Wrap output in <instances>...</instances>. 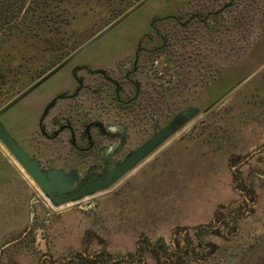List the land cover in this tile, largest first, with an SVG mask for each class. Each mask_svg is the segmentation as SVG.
Segmentation results:
<instances>
[{"label":"rangeland","instance_id":"374dc122","mask_svg":"<svg viewBox=\"0 0 264 264\" xmlns=\"http://www.w3.org/2000/svg\"><path fill=\"white\" fill-rule=\"evenodd\" d=\"M106 8L77 16V48L42 78L64 66L0 121L43 170L75 171L74 189L176 130L109 189L59 206L0 140V264H264V0ZM93 122L122 137L94 127L83 159L53 138Z\"/></svg>","mask_w":264,"mask_h":264},{"label":"trees","instance_id":"16d2710c","mask_svg":"<svg viewBox=\"0 0 264 264\" xmlns=\"http://www.w3.org/2000/svg\"><path fill=\"white\" fill-rule=\"evenodd\" d=\"M139 1L0 0V102L9 92H19L31 72L42 78L77 48L70 26L87 6L104 5L114 20ZM28 55L31 60L42 56L40 63L30 67Z\"/></svg>","mask_w":264,"mask_h":264},{"label":"water","instance_id":"95a60500","mask_svg":"<svg viewBox=\"0 0 264 264\" xmlns=\"http://www.w3.org/2000/svg\"><path fill=\"white\" fill-rule=\"evenodd\" d=\"M94 42L95 40H93L88 46H90ZM62 66L43 77L41 80L24 91L21 95H19L16 99L6 105L3 109H1L0 118L25 98H27L35 90H37L47 80H49L54 74L58 72V70L62 68ZM65 98L67 97L58 96L56 99H54V101L50 103V105L45 109L44 114L42 115L41 125L43 124V121L48 115L51 108L55 106L56 101ZM178 120H186V118L184 119L181 115L178 117ZM175 130L176 126L174 125L162 130L161 132L154 135L141 147H139L124 162L117 165L112 170H108V167L106 166V169L101 176L96 175L91 181L85 180L75 189L74 183L75 181L79 180L75 171H72L69 175H67L63 170L59 169H50L47 171L43 170L40 162L37 159L32 158L24 150V148L17 142V140L13 138L7 131L1 121L0 140L10 151L13 157L24 168L28 175L33 179V181L38 185L44 195L52 202V204H54L55 206H59L81 200L97 192L109 189L114 183H116L125 174H127L135 166H137L142 160L149 156L155 149H157V147H159L166 139H168L172 132H174ZM121 148L122 146L120 147V149Z\"/></svg>","mask_w":264,"mask_h":264},{"label":"flooded vegetation","instance_id":"af4514ba","mask_svg":"<svg viewBox=\"0 0 264 264\" xmlns=\"http://www.w3.org/2000/svg\"><path fill=\"white\" fill-rule=\"evenodd\" d=\"M80 69V68H79ZM79 83V89H84V85L81 81V79H77ZM94 127H99L100 130L102 131L103 138L104 139H117L119 137H122V135L116 134L115 136H111L110 133H108L105 129V127L98 123V122H93L87 125L83 131L78 132L76 127L71 125V124H64L61 125L60 127L57 128L56 133H54L53 138H58L61 134L63 133H68L71 138V144L73 149L75 150L76 154L78 155V158L83 159L86 155H92L95 153L96 150H98V147L101 145V143H98V140L96 138V134L93 133V128ZM101 138V137H100ZM100 156V155H99ZM109 157L104 158V161H107ZM105 168L106 165H103Z\"/></svg>","mask_w":264,"mask_h":264},{"label":"crops","instance_id":"0c3cea01","mask_svg":"<svg viewBox=\"0 0 264 264\" xmlns=\"http://www.w3.org/2000/svg\"><path fill=\"white\" fill-rule=\"evenodd\" d=\"M38 89H39V88H38ZM38 89H37V90H38ZM37 90H35V91H37ZM35 91H34V92H35ZM34 92H33V93H34ZM33 93H32V94H33ZM32 94H30L27 98H29ZM16 98H17V97H16ZM16 98H15V99H16ZM27 98H25L24 100H26ZM24 100H23V101H24ZM23 101H21L20 103H22ZM11 102H12V101H11ZM20 103H19V104H20ZM17 105H18V104H17ZM17 105H16V106H17ZM12 109H13V108H12ZM12 109H11V110H12ZM3 116H4V115H3ZM17 142H18V141H17ZM18 143H19V142H18ZM20 145H21V144H20ZM21 146H22V145H21ZM22 147H23L24 150L26 151L25 147H24V146H22Z\"/></svg>","mask_w":264,"mask_h":264}]
</instances>
